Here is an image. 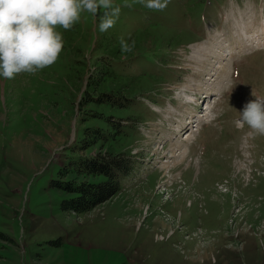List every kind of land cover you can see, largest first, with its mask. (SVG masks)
<instances>
[{
	"label": "rangeland",
	"instance_id": "1",
	"mask_svg": "<svg viewBox=\"0 0 264 264\" xmlns=\"http://www.w3.org/2000/svg\"><path fill=\"white\" fill-rule=\"evenodd\" d=\"M113 3V28L99 31L104 10L82 13L59 29L54 65L0 78V264H264V136L235 124L264 97V0H170L159 12ZM213 38L221 61L209 55L196 77L190 60L202 57L189 46ZM121 39L136 42L127 59L97 47ZM100 64L136 81L120 107L79 102ZM108 116L125 127L115 149L131 155L130 174L91 210H62L69 194L49 181L84 127Z\"/></svg>",
	"mask_w": 264,
	"mask_h": 264
},
{
	"label": "clouds",
	"instance_id": "2",
	"mask_svg": "<svg viewBox=\"0 0 264 264\" xmlns=\"http://www.w3.org/2000/svg\"><path fill=\"white\" fill-rule=\"evenodd\" d=\"M140 3L147 9L163 11L170 0H124V7ZM100 10L99 31L113 28L121 6L113 0H0V78L36 74L52 66L63 50L62 32L71 30L82 13L96 17ZM122 58L135 48V40L119 41ZM235 124L249 129L251 137L264 136V97L245 103Z\"/></svg>",
	"mask_w": 264,
	"mask_h": 264
},
{
	"label": "trees",
	"instance_id": "3",
	"mask_svg": "<svg viewBox=\"0 0 264 264\" xmlns=\"http://www.w3.org/2000/svg\"><path fill=\"white\" fill-rule=\"evenodd\" d=\"M99 44L101 46L100 41L98 49L110 52L112 56L121 54L119 43L111 45L103 42L101 47ZM97 71L99 75H92L94 78L87 80L80 104L120 107L123 104L121 100L127 99L133 93L136 81L128 75L113 73L104 64H100ZM127 107L125 105L122 108ZM103 121L108 124L106 127H84L82 137L75 146V149L78 146L75 150L77 154L69 155L66 163L59 167L57 176L49 181V186L69 194L60 200L59 206L62 210L75 213L91 210L117 194L121 179L130 174L133 167L131 155L115 149L120 140L126 137L125 127L109 116ZM96 145L99 147L98 151L84 153ZM68 175L71 177L65 178ZM97 178L100 179L96 180Z\"/></svg>",
	"mask_w": 264,
	"mask_h": 264
},
{
	"label": "bare ground",
	"instance_id": "4",
	"mask_svg": "<svg viewBox=\"0 0 264 264\" xmlns=\"http://www.w3.org/2000/svg\"><path fill=\"white\" fill-rule=\"evenodd\" d=\"M263 25H264V20H263ZM234 34H235V37H239V34L237 31H234ZM253 39H254V36H253ZM252 39V37H250V35L248 37H242L241 40L243 41V43H246L247 45H251L253 48H257L256 46L260 43H254L255 41ZM189 48L192 49V51L194 53H196L197 56H200L202 58H199V57H194L190 60L191 63H193L194 65H196L197 67L195 66H191L190 68L193 69V74L196 76V77H201L203 76V72H206L204 71V68L207 64H209V55H212L214 54V58L218 56V60L217 61H221V51H223L221 45H217V42H216V38H213L212 41L210 42H205V43H199V44H193V45H190ZM220 56V57H219ZM214 66V65H213ZM224 71V70H223ZM209 75V74H208ZM215 75V74H214ZM213 73L210 74V78H213ZM218 77V76H217ZM208 80V79H207ZM222 80V79H221ZM221 82V81H220ZM219 83V82H218ZM222 83V82H221ZM220 84V83H219ZM217 84V85H219ZM194 89H198V87L200 85H194ZM222 88V87H221ZM203 103V102H202ZM201 103V104H202ZM204 109V107H203ZM209 112V111H208ZM207 114V113H206ZM204 117V118H202ZM209 115H198V117L195 115L192 117V120H193V124H195V122H197L196 120L199 119L200 122H201V119L203 120H206V123H209V119H208ZM201 125V124H200ZM198 126V125H197ZM201 127V126H200ZM199 129V127L197 128ZM197 129L193 130L196 131ZM186 140L189 141V135L186 136L185 138ZM192 139V138H191Z\"/></svg>",
	"mask_w": 264,
	"mask_h": 264
}]
</instances>
